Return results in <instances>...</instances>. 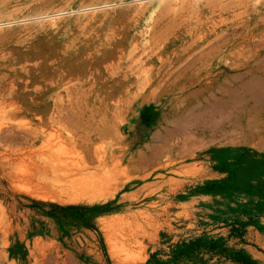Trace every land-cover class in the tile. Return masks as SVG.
I'll return each mask as SVG.
<instances>
[{
	"label": "rangeland",
	"instance_id": "1",
	"mask_svg": "<svg viewBox=\"0 0 264 264\" xmlns=\"http://www.w3.org/2000/svg\"><path fill=\"white\" fill-rule=\"evenodd\" d=\"M261 200L264 0H0V264H264Z\"/></svg>",
	"mask_w": 264,
	"mask_h": 264
},
{
	"label": "trees",
	"instance_id": "2",
	"mask_svg": "<svg viewBox=\"0 0 264 264\" xmlns=\"http://www.w3.org/2000/svg\"><path fill=\"white\" fill-rule=\"evenodd\" d=\"M50 206H52L53 208L55 209H58V210H61V211H65V210H69V209H85V210H88V211H91V212H95V210L97 209V206H81V205H60V204H57V203H49ZM258 208L260 211H263L264 209V200H261L259 203H258ZM49 215H54L53 213L51 212H48ZM94 214L91 215V217H93ZM85 214H83V218H85ZM86 221V220H85ZM249 264H251V262H249Z\"/></svg>",
	"mask_w": 264,
	"mask_h": 264
}]
</instances>
